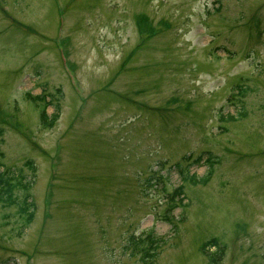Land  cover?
<instances>
[{"label":"rangeland","instance_id":"obj_1","mask_svg":"<svg viewBox=\"0 0 264 264\" xmlns=\"http://www.w3.org/2000/svg\"><path fill=\"white\" fill-rule=\"evenodd\" d=\"M0 154V264H264V0H0Z\"/></svg>","mask_w":264,"mask_h":264},{"label":"trees","instance_id":"obj_2","mask_svg":"<svg viewBox=\"0 0 264 264\" xmlns=\"http://www.w3.org/2000/svg\"><path fill=\"white\" fill-rule=\"evenodd\" d=\"M55 117H56V114H53L52 116H50L49 122H51ZM198 160H199V157H197L195 161L198 162ZM15 179L17 180V183L14 182ZM182 179L185 180L186 177L183 176ZM18 183H19V180L13 174L11 167L3 166L0 161V199L4 198V200H9L11 198L10 195L12 194V190L14 186ZM180 191H181L180 186L175 189L176 194H180L181 193ZM26 198L27 196L25 195L23 199V202L25 203V205L21 207L20 210L21 212H24L28 214V216H30L31 211L29 208L31 204L26 202ZM158 242H159V239L154 236L153 232H148L144 238L143 237L136 238V240H134L133 242V246L136 251H142V254H143L142 257L153 256L155 253L152 250L156 248ZM145 260L143 264H148L145 262Z\"/></svg>","mask_w":264,"mask_h":264}]
</instances>
